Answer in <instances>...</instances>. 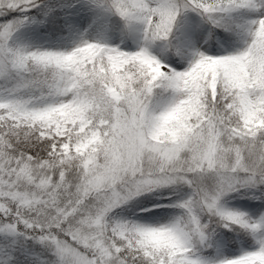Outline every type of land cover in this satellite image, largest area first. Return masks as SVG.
<instances>
[{
	"label": "snow or ice",
	"instance_id": "obj_1",
	"mask_svg": "<svg viewBox=\"0 0 264 264\" xmlns=\"http://www.w3.org/2000/svg\"><path fill=\"white\" fill-rule=\"evenodd\" d=\"M0 264H264V0H0Z\"/></svg>",
	"mask_w": 264,
	"mask_h": 264
}]
</instances>
